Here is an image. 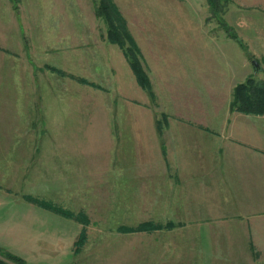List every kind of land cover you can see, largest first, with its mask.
<instances>
[{"label":"rangeland","instance_id":"374dc122","mask_svg":"<svg viewBox=\"0 0 264 264\" xmlns=\"http://www.w3.org/2000/svg\"><path fill=\"white\" fill-rule=\"evenodd\" d=\"M111 1L140 48L154 100L136 83L121 49L107 41L106 23L95 14L99 0H19L16 10L0 0V187L84 214L85 224L73 218L85 232L75 245L89 234L90 264H156L160 256L171 263L193 243L177 240L184 185L169 173L175 170L164 159L156 124L163 128L164 115L185 119L197 108L192 92L178 91L183 41L218 39L219 55L236 59L240 48L221 22L228 0L218 14L207 0H188L185 13L170 0ZM199 21L215 30H199ZM182 24L193 27L181 31ZM111 62L116 78L101 71ZM149 222L158 228L139 230Z\"/></svg>","mask_w":264,"mask_h":264},{"label":"crops","instance_id":"0c3cea01","mask_svg":"<svg viewBox=\"0 0 264 264\" xmlns=\"http://www.w3.org/2000/svg\"><path fill=\"white\" fill-rule=\"evenodd\" d=\"M170 1L183 13L190 6L188 0ZM76 5L80 7L79 1ZM192 5L198 21L200 13ZM70 9L85 24L83 14H74V4ZM184 21L191 23L187 15ZM199 22V30H215ZM225 22L246 44L244 50L227 34L226 39L240 48L238 59L233 53L219 55L218 39L183 41L186 52L178 60V91L183 88L185 97L192 92L197 108L188 110L185 119L165 120L161 133L164 159L175 170L169 173L184 185L185 212L177 220L182 225L177 240L189 241L193 248L180 250L171 263L155 258L156 264H264V115L230 108L237 83L249 76L264 80V0H228ZM192 27L182 24L181 31ZM248 54L255 55L258 70ZM111 64L101 71L116 78ZM193 109L198 111L195 118ZM7 188L0 187V249L26 264H90L89 234L84 244L75 245L81 224L26 199L30 194ZM213 219L218 225L211 226ZM3 254L1 262L14 264Z\"/></svg>","mask_w":264,"mask_h":264},{"label":"trees","instance_id":"16d2710c","mask_svg":"<svg viewBox=\"0 0 264 264\" xmlns=\"http://www.w3.org/2000/svg\"><path fill=\"white\" fill-rule=\"evenodd\" d=\"M10 1L13 2L12 6L16 10L18 8L19 0ZM226 1L227 0H207V3L209 4L212 11L215 14H218L223 11L222 7L225 5V3L223 2ZM217 2H222V6L220 4L219 7H217ZM95 14L98 17H102L104 22L106 23L107 41L111 44H116L121 49L129 67L131 68L135 76L137 84L147 92L151 100H154V92L151 87L150 78L142 63L140 48L130 31L128 30L124 17L118 11L116 5L111 0H99V4L96 8ZM221 22L223 23L224 30L227 32L228 36L236 40L238 44L244 50H246L244 43L241 41V39L238 38L237 34L233 30H231V28L226 24L225 20L221 19ZM101 37L103 36L101 35ZM250 59H253V57L250 56ZM45 67L59 76L67 75L72 78H75L80 83L93 85V83H90L87 79L83 77H76L73 75L66 74L63 70H60L59 68H56L54 66L46 65ZM258 68V66L254 65V70H258ZM230 108L232 110L240 111L247 114L264 115V80H257L254 76H249L242 82L237 83L233 88ZM163 118H165L164 120H167L165 115ZM156 127L157 130H159L160 132L162 124L157 122ZM26 199L34 202L40 207L51 210L60 216L72 219L74 218L81 224H85L84 214L67 211L50 201H46L37 197L27 195ZM145 227H147V229L154 227L155 229L158 228V225H154L153 223L149 222L146 224H142L139 230ZM79 237L81 240L84 239L85 232L83 229L80 232ZM5 256L16 264H26L23 259L16 255H13L10 252H5ZM0 264L6 263L0 261Z\"/></svg>","mask_w":264,"mask_h":264},{"label":"water","instance_id":"95a60500","mask_svg":"<svg viewBox=\"0 0 264 264\" xmlns=\"http://www.w3.org/2000/svg\"><path fill=\"white\" fill-rule=\"evenodd\" d=\"M253 64H254L255 66H258V65H257V62H256L255 60H253Z\"/></svg>","mask_w":264,"mask_h":264}]
</instances>
